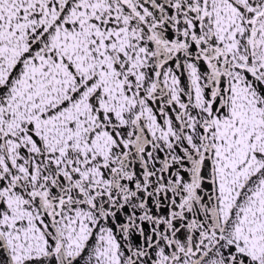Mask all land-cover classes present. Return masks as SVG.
I'll return each instance as SVG.
<instances>
[{"label":"snow or ice","instance_id":"snow-or-ice-1","mask_svg":"<svg viewBox=\"0 0 264 264\" xmlns=\"http://www.w3.org/2000/svg\"><path fill=\"white\" fill-rule=\"evenodd\" d=\"M0 264H264V0H0Z\"/></svg>","mask_w":264,"mask_h":264}]
</instances>
